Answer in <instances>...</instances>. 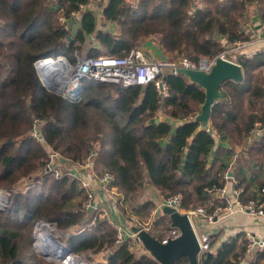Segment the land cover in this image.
<instances>
[{
    "label": "trees",
    "instance_id": "16d2710c",
    "mask_svg": "<svg viewBox=\"0 0 264 264\" xmlns=\"http://www.w3.org/2000/svg\"><path fill=\"white\" fill-rule=\"evenodd\" d=\"M88 1L0 0V190L10 195L0 211V264H32L20 255L22 231L31 237L39 221L58 230L79 226L67 241L69 250L74 255L108 252L105 262L95 264H160L129 239L116 244V231L104 220L91 223L93 213L81 207L86 196L77 178L40 174L48 155L31 136L34 120L45 143L69 163L81 165L90 156L98 174L112 175L120 193L116 206L126 220L146 218L155 208L150 197L142 199L147 189L164 199L180 193L182 209L205 206L207 214L225 202L206 187L222 188L231 181L243 189L242 200L255 197L245 170L251 159L263 165L264 134L251 144L246 138L256 122L264 126V76H255L264 68V50L237 58L243 80L220 85L208 128L195 120L205 89L185 75L165 74L169 96L163 100L152 84L117 89L83 79L80 100L72 102L45 89L34 63L62 55L74 64V52L120 57L149 38L171 59L181 54L193 61L213 58L250 38L244 22L264 25V0H95L92 10L71 16ZM100 17L116 24L118 33L99 28ZM21 180L27 189L15 191ZM263 185L259 178L257 187ZM159 217L161 227L150 234L161 240L172 227L168 215ZM222 234H210L198 264H243L245 232L216 246ZM188 262L183 256L174 264ZM244 264H264V250Z\"/></svg>",
    "mask_w": 264,
    "mask_h": 264
},
{
    "label": "built area",
    "instance_id": "2783aa9c",
    "mask_svg": "<svg viewBox=\"0 0 264 264\" xmlns=\"http://www.w3.org/2000/svg\"><path fill=\"white\" fill-rule=\"evenodd\" d=\"M223 1L224 0H219V2ZM94 4L95 0H89L87 3L81 4L76 12L71 13V16L76 17L80 14V11H85L87 9L92 10L95 6ZM60 22L66 30L70 29V25L63 16L60 17ZM260 28L262 30V35L264 36V25H260ZM251 30H254L253 26H251ZM251 44L252 41L249 38L247 40L236 42L232 45V47L239 49ZM255 53L256 52H249L248 54H243V56L251 57ZM74 56L76 58L74 64L69 62V60L63 56L67 59L63 65H60L58 61L62 55L55 58L50 57V59H52L51 65H53L52 70L54 72L55 82L58 84V81L63 79L64 89L62 97L72 102L80 100L79 91L81 89V81L83 79H92L100 82L111 83L120 88H127L134 85L147 86L152 84L159 97L163 100L169 96L168 83L164 78L165 74H172L174 76L180 75L181 73L179 71L181 69L209 72L214 66L216 58H222L237 63V58L233 59L232 57H229L227 51L221 52L213 58L202 57L198 61H193L183 54L178 55L173 59L167 57H155L154 55L147 53L141 47L132 48L124 56L120 57L107 55L86 57L79 56L76 52L74 53ZM40 60L41 59L35 61L34 65ZM66 66L70 69L67 71V74H65V78H63ZM36 67L38 68L37 65ZM259 127H262L261 123L256 122L254 129L250 133V137H254L257 134V129ZM31 136L34 141L44 145L47 151L50 152V159L44 166L41 175H51L55 178L66 175L77 178L79 180L80 187L84 190L86 196L82 203V209L93 213L91 223L93 224L95 220H105L107 224L116 231V244H120L123 240L129 239L133 248L142 249V244L136 239L137 232H134L132 227H137L140 230L147 232L149 229L143 226L138 217L135 215L129 216V224L125 220L129 226L126 227L125 225L119 224L109 215L108 208L103 204L98 196V190L101 188L103 189L102 192L111 193L116 196L112 199L114 203H118L120 201V193H117V188L111 184L113 180L112 175L107 172L101 175L95 173L91 167L90 156L86 158V161L83 164L77 165L82 170H89L88 175L83 174L80 171H76L74 168L69 169V171L62 172V170H59L56 166H54L53 158L58 157V153L55 152L50 145L45 143L40 131V123L38 120H34L32 123ZM204 190L213 194L214 197L222 199L225 204L223 206L215 207L211 213L207 214L205 208L203 207H196L194 210L184 211L181 208L182 195L180 193H176L165 199L160 197L158 194L154 196L157 201H160L157 210L160 209L162 211L164 206H170L175 208V210L179 213H185L188 215L199 243V257L204 255V253L208 250L211 238L206 232L200 233L197 230L198 225L196 224V218L199 221L200 218H202V225H210L223 215L228 214L243 213L253 217L264 216V185L255 191V197L249 198L246 201L240 198V195L243 192L242 188L233 187L230 191L231 194H229L226 185L222 188H218L214 185L212 187H206ZM179 234L180 232L178 228L172 227L168 234L160 241L162 243H166L168 239L176 238ZM245 239L247 241L245 250L246 260L243 264L251 260L256 252L264 250V238L256 237L250 232H245ZM74 261L85 264V261L79 255H74Z\"/></svg>",
    "mask_w": 264,
    "mask_h": 264
},
{
    "label": "water",
    "instance_id": "95a60500",
    "mask_svg": "<svg viewBox=\"0 0 264 264\" xmlns=\"http://www.w3.org/2000/svg\"><path fill=\"white\" fill-rule=\"evenodd\" d=\"M60 59L65 64L67 59L63 56L60 57ZM61 60L58 59V61ZM34 66L45 89L56 95L62 96L63 91L60 89L57 82H55L52 67H48L46 69L42 68L40 70L36 67V64ZM179 72L182 75H185L190 81L196 82L199 86L205 89L204 103L201 105L200 113L195 117V120L201 123L202 128L209 127L211 106L217 99L220 98V85L227 80H243L241 66L238 63L222 58H216V62L209 72L189 69H181ZM62 86L64 87V85ZM117 89L121 88L117 87ZM80 92L81 91H79V94ZM231 175V173L228 174V176ZM9 200L10 196L5 199L4 208L8 206ZM162 213L168 215L171 227L178 228L180 234L176 238L168 239L166 243H162L159 239L153 237L149 232L140 230L137 227H132V230L137 232L136 239L160 264H174L177 259L183 256L188 258V264H198L200 247L188 215L185 213L181 214L175 210V208L170 206H164L162 208ZM38 224L46 225L47 228L52 230L50 223L48 222H39L36 224V227ZM43 245L49 247L50 249L44 248V251H38L36 249L35 242L33 247L38 253L45 257L54 258L52 256L53 254H58L60 256L65 254V258L60 264H66V260L69 259L74 261V255L71 254L70 250L64 246L53 233L50 234V237L46 239ZM60 247L61 250H57ZM76 264L82 263H78V261H76Z\"/></svg>",
    "mask_w": 264,
    "mask_h": 264
},
{
    "label": "rangeland",
    "instance_id": "374dc122",
    "mask_svg": "<svg viewBox=\"0 0 264 264\" xmlns=\"http://www.w3.org/2000/svg\"><path fill=\"white\" fill-rule=\"evenodd\" d=\"M77 20V19H76ZM76 21H74V24H75ZM98 27L101 28L102 30H109V31H112L113 33H118V27L116 24H110L106 21H104L103 19H98ZM147 41V44H144L142 47L143 48H147L146 50H148L149 52H151L152 54H156L160 57H167L169 58L168 55L166 56H162L161 53H156L155 51V46H157V44L152 40V38H149L146 40ZM95 45V43H94ZM224 51H227L229 57H232L233 59H236L238 58L239 56H242V54H248V50H246L245 48H235V47H232L231 46H228L227 49L223 50L222 52ZM247 52V53H246ZM253 52H257V51H253ZM75 53V52H74ZM77 53V52H76ZM78 54V53H77ZM79 55V54H78ZM80 56V55H79ZM156 57V56H155ZM171 59V58H170ZM73 63V62H71ZM75 63V62H74ZM255 76H264V68H259L258 70L255 71ZM81 91V90H80ZM80 97H81V92H80ZM46 153L48 155V159H47V162L49 161V156H50V152L47 151L46 149ZM255 164L257 163L256 160H252ZM46 162V163H47ZM53 163H54V166H56V168H58L59 170H62V172H66V171H69L70 169V165H75V164H72V163H69L65 158L61 157L59 154H58V157H54L53 158ZM77 166V165H75ZM91 167L93 169V166L91 164ZM74 168V167H73ZM93 171L95 173H97L94 169ZM42 173V171L40 172V174ZM98 174V173H97ZM86 175H88V172H86ZM99 175V174H98ZM28 185H27V181L26 180H21L20 182H18L15 187H14V190L15 191H25L27 189ZM111 196H113V194H110ZM156 195V192H154L152 189H147L143 192V195H142V199H146V198H151V200L153 202H155L156 206L155 208L151 211V213L149 214L148 217L146 218H140L138 217V219L140 220V222L142 223L143 226L147 227L149 230L148 232L149 233H152L153 229L156 231V229L159 230V228L161 227V223L159 222L160 220V213H162V211L159 209L157 210L159 204H160V201H157L156 198L154 197ZM9 193L8 192H5L3 190H0V211H4L7 206L4 208V205H5V199L7 197H9ZM161 199V198H160ZM117 204V203H116ZM82 207V206H81ZM199 207H203L205 208L206 210V207L205 206H199ZM195 209V208H194ZM194 209H190V210H194ZM157 210V211H156ZM184 210V209H183ZM156 211V212H155ZM184 211H189V210H184ZM105 221V220H104ZM127 223L129 224V220H126ZM40 222V221H39ZM37 222V223H39ZM43 222V221H42ZM106 222V221H105ZM34 225L33 227V231H32V235L31 237L28 236V234L26 233V231H22V235H23V239H22V242H21V250H20V255L26 259V260H29L32 264H54V263H57V264H60L62 262V259H56V258H52V257H45L43 255H41L40 253L37 252V250L34 249L33 247V244L34 242L37 243V241L35 240V237H36V224ZM125 224V226H129L128 224ZM196 224H199L198 223V220L196 218ZM108 225V224H107ZM51 228H52V233L54 235H56V237L58 238V240L64 245L66 246L68 249V245H67V241L69 240V238L73 235H75L77 232L81 231L79 230V226H72V227H69L65 230H58L55 225L53 224H50ZM109 226V225H108ZM111 227V226H110ZM112 228V227H111ZM163 229H164V226H163ZM208 229V227H206V230ZM197 230L199 231L200 228L197 227ZM156 233V232H155ZM164 234H166L167 232H163ZM165 237V236H164ZM215 245H213L214 247ZM137 249V248H136ZM138 251L139 252H146L145 248H138ZM100 252L96 253V254H93V253H86V254H80L79 256L82 257V259L85 261V264H95L96 262L94 260L98 259V255ZM103 253V257L105 259V256H106V253L107 252H102ZM72 254V253H71ZM96 257V258H95Z\"/></svg>",
    "mask_w": 264,
    "mask_h": 264
},
{
    "label": "crops",
    "instance_id": "0c3cea01",
    "mask_svg": "<svg viewBox=\"0 0 264 264\" xmlns=\"http://www.w3.org/2000/svg\"><path fill=\"white\" fill-rule=\"evenodd\" d=\"M243 26L247 31L250 32V40L252 41L251 45L245 46L244 48L248 50L249 52L264 50V36L262 35V30L260 28L259 21L255 20V21L244 22ZM251 26H253V29H254L253 31L251 30ZM145 44H147V42ZM143 49L147 53L152 54L151 52L146 50L147 48L146 49L143 48ZM155 51L156 53H160L158 46H155ZM152 55L156 57H160L156 54H152ZM199 113L200 111L196 115H198ZM263 134H264V126L259 127L257 129V134H256L257 136L255 135L254 137L253 136L247 137L246 144H251L252 142L258 141ZM237 150L239 151L240 149L238 148ZM256 156L257 154H253L254 158H257ZM248 164L249 165L246 167L245 171L248 174V177L250 178V180L253 182V184L250 186V190L256 191L257 189H259L257 187L258 179L259 178L264 179V163H262L263 165L260 166L258 162L257 164H255L254 162L251 163V160H249ZM73 167L76 171H80L83 174H86V172H89V170H82L78 166L70 165V169ZM252 171L254 172L256 171V175H254ZM229 177H232V175ZM226 188L229 191V194H231L230 191L233 188V183L231 181H227ZM102 191L103 189L99 188L98 196L100 200L103 202V204L108 208L109 215L119 224L125 225L126 219L118 210L116 203H114L112 200L116 196L115 195L111 196L110 195L111 193H106ZM117 193L119 192L117 191ZM198 223L199 224L197 225L200 228L199 230L200 233L206 232L210 236V234L212 235L218 231L223 232L219 241L215 243L216 246L219 244L221 240L225 239L226 237L230 235H234L239 231L250 232L256 237L264 238V216L253 217V216L243 214V213H234V214L223 215L222 217L217 219L213 224H210V225H207V224L202 225V218H200V221L198 220ZM206 227H208L207 230H206ZM102 254L103 253L100 252L98 255H96L98 256V259L94 260L96 263L105 262V259Z\"/></svg>",
    "mask_w": 264,
    "mask_h": 264
},
{
    "label": "bare ground",
    "instance_id": "6f19581e",
    "mask_svg": "<svg viewBox=\"0 0 264 264\" xmlns=\"http://www.w3.org/2000/svg\"><path fill=\"white\" fill-rule=\"evenodd\" d=\"M61 60V59H59ZM52 64V61L51 60H40L39 62H37V66L39 69H41L42 67L43 68H48V67H53ZM59 64L60 65H63V61H59ZM70 68L68 66H66V70L64 69V77L65 78V74H67V71L69 70ZM58 85L60 86V89L63 91V79L59 80L58 81ZM52 233V231L50 230V228H47L46 225H40L38 224L37 227H36V241L37 243L35 242V246H36V249L38 251H44L45 249L44 248H47V249H50L49 247H46L44 246V242L46 241V239H48L50 237V234ZM57 250H61V247L58 248ZM59 253V252H57ZM65 255V254H64ZM64 255L60 256L58 254H53L52 256L56 259H64ZM66 256V255H65ZM66 264H76V261H73L72 259H69L66 261Z\"/></svg>",
    "mask_w": 264,
    "mask_h": 264
}]
</instances>
